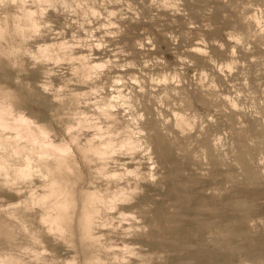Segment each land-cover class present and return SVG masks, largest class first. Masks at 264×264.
Segmentation results:
<instances>
[{"label": "rangeland", "instance_id": "374dc122", "mask_svg": "<svg viewBox=\"0 0 264 264\" xmlns=\"http://www.w3.org/2000/svg\"><path fill=\"white\" fill-rule=\"evenodd\" d=\"M0 264H264V0H0Z\"/></svg>", "mask_w": 264, "mask_h": 264}]
</instances>
